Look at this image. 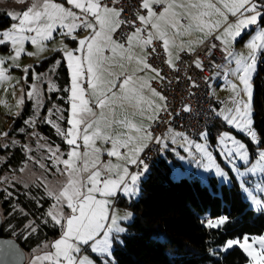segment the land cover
<instances>
[{
    "label": "rangeland",
    "instance_id": "obj_1",
    "mask_svg": "<svg viewBox=\"0 0 264 264\" xmlns=\"http://www.w3.org/2000/svg\"><path fill=\"white\" fill-rule=\"evenodd\" d=\"M38 23L32 17L14 21L0 33V47H7L0 49V146H21L25 154L18 169L0 177V189L14 184L25 189L39 186L51 200L46 216L60 227V235L26 253V264H111L112 250L121 244L126 225L133 218L127 204L139 197L137 179L146 168L132 170L142 156L129 170L125 168L123 154L133 147L125 141L124 128L117 122L88 120L85 94L89 90L81 88L72 72L66 125L58 103L42 113L44 94L57 90L53 82L55 67L51 69L54 73L33 75L25 92L29 70L51 54L46 49L53 46L50 40H55L53 36L46 40L48 27ZM254 25L252 29L256 30L226 56L209 86L217 101L219 138L191 143L182 139L176 145L199 153L200 157L191 162L199 164L196 170L200 175L213 173L206 180L200 175L192 178L202 185H208V178L213 177L218 185L237 186L248 207L258 214L264 213V149L254 128L252 97L253 78L264 52V25L259 26L258 19ZM25 97L32 102L33 116L20 130L24 141L9 140L5 134L20 115ZM39 125L50 128L49 137L38 130ZM175 177L173 170L171 178L179 179ZM227 222L221 216L209 225L219 229ZM233 248L246 255V264H264V233L228 239L218 251L225 254Z\"/></svg>",
    "mask_w": 264,
    "mask_h": 264
},
{
    "label": "crops",
    "instance_id": "obj_2",
    "mask_svg": "<svg viewBox=\"0 0 264 264\" xmlns=\"http://www.w3.org/2000/svg\"><path fill=\"white\" fill-rule=\"evenodd\" d=\"M100 2L0 0V12L6 13L12 22L29 21L32 17L38 20V26L48 27L45 39L53 36L55 40H50L53 46L47 47V53L60 51L70 86L72 72L81 88L89 90L85 94L88 120L117 122L124 128L125 141L133 147L123 154L125 168L129 170L148 146V129L158 116L163 97L150 88L158 73L146 62L147 45L140 43V31L132 33L125 46L115 42L112 33L117 27L118 11L100 7ZM161 4L164 8L156 12L154 7ZM141 6L146 10L142 20L150 24L153 35L160 40L170 66L176 64L182 52H194L211 36H215L229 57L256 30L252 27L257 19L259 26L264 25V6L256 0H142ZM53 67L56 70L58 62ZM51 69L46 73H54ZM204 138L202 135L196 141ZM182 139L192 141L170 130L162 143L163 146L165 142V150L161 154V147L158 157L166 160L171 173L175 170V178H192L200 174L196 170L199 164L191 160L200 155L194 148L184 150L176 145ZM145 168L137 179L139 184L147 172ZM210 174L213 173L199 177L206 180Z\"/></svg>",
    "mask_w": 264,
    "mask_h": 264
},
{
    "label": "trees",
    "instance_id": "obj_3",
    "mask_svg": "<svg viewBox=\"0 0 264 264\" xmlns=\"http://www.w3.org/2000/svg\"><path fill=\"white\" fill-rule=\"evenodd\" d=\"M256 1L264 6V0ZM11 23L6 13L0 12V32ZM0 49L7 47L4 45ZM57 62L53 77L57 90L44 94L42 113L56 102L62 109L66 125L70 79L60 51L29 70L25 92L29 90L33 75L48 72ZM252 105L254 128L260 136V147L264 149V52L259 56L253 78ZM32 116V102L25 97L21 113L13 119L6 138L23 142L24 134L20 130ZM214 129L217 132V123ZM38 130L47 137L51 134L46 125H39ZM215 139L210 138L211 141ZM63 147L66 146L63 144ZM0 158L4 159L0 163L1 177L18 169L25 161V154L21 146L11 148L10 143H6L0 146ZM208 181V185H202L195 178L174 180L166 160L156 155L140 182L139 197L127 204L133 218L126 225L121 244L112 250L111 264H246L248 258L239 248L225 254L218 249L228 239L263 234L264 213L256 214L251 210L237 186L218 185L213 177ZM50 204L51 200L39 186L25 189L14 184L0 189V237L15 240L25 255L42 243L56 239L60 227L46 216ZM221 216L228 219L227 224L219 229L210 227V221ZM205 219L209 221L207 227L203 224Z\"/></svg>",
    "mask_w": 264,
    "mask_h": 264
},
{
    "label": "built area",
    "instance_id": "obj_4",
    "mask_svg": "<svg viewBox=\"0 0 264 264\" xmlns=\"http://www.w3.org/2000/svg\"><path fill=\"white\" fill-rule=\"evenodd\" d=\"M141 3L142 0L100 2V7L118 11L113 40L125 46L131 34L139 30L140 43L147 45L146 62L158 73V79L150 83V88L161 94L163 105L148 129V146L132 167L137 172L143 171L151 158L159 154L164 137L170 130L190 140H198L202 135L219 138L214 129L218 121L215 99L209 86L227 55L221 43L211 36L196 51L182 52L174 66L168 65L160 40L153 35L150 24L142 20L146 10ZM163 8L164 4L154 7L156 12ZM207 223L208 219L205 226Z\"/></svg>",
    "mask_w": 264,
    "mask_h": 264
},
{
    "label": "water",
    "instance_id": "obj_5",
    "mask_svg": "<svg viewBox=\"0 0 264 264\" xmlns=\"http://www.w3.org/2000/svg\"><path fill=\"white\" fill-rule=\"evenodd\" d=\"M0 264H26L24 251L12 238L0 237Z\"/></svg>",
    "mask_w": 264,
    "mask_h": 264
},
{
    "label": "bare ground",
    "instance_id": "obj_6",
    "mask_svg": "<svg viewBox=\"0 0 264 264\" xmlns=\"http://www.w3.org/2000/svg\"><path fill=\"white\" fill-rule=\"evenodd\" d=\"M195 51H196V50H195ZM155 157H156V155H155L153 158H151V161H152ZM151 161H150V162H151ZM147 165H149V164H147ZM203 222H204V225H205L206 219L203 220Z\"/></svg>",
    "mask_w": 264,
    "mask_h": 264
}]
</instances>
